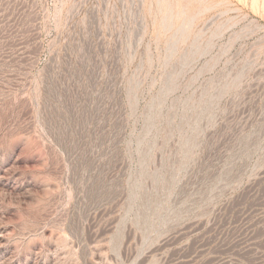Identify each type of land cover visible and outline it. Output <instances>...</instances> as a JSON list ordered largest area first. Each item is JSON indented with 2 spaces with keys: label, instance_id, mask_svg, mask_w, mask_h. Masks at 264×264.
Masks as SVG:
<instances>
[{
  "label": "rangeland",
  "instance_id": "374dc122",
  "mask_svg": "<svg viewBox=\"0 0 264 264\" xmlns=\"http://www.w3.org/2000/svg\"><path fill=\"white\" fill-rule=\"evenodd\" d=\"M0 264H264V0H0Z\"/></svg>",
  "mask_w": 264,
  "mask_h": 264
}]
</instances>
